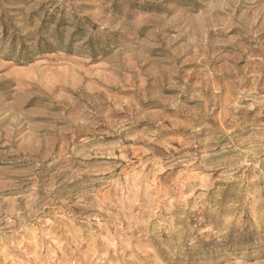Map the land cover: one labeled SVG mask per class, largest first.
I'll return each instance as SVG.
<instances>
[{
	"label": "rangeland",
	"instance_id": "374dc122",
	"mask_svg": "<svg viewBox=\"0 0 264 264\" xmlns=\"http://www.w3.org/2000/svg\"><path fill=\"white\" fill-rule=\"evenodd\" d=\"M0 264H264V0H0Z\"/></svg>",
	"mask_w": 264,
	"mask_h": 264
},
{
	"label": "bare ground",
	"instance_id": "6f19581e",
	"mask_svg": "<svg viewBox=\"0 0 264 264\" xmlns=\"http://www.w3.org/2000/svg\"><path fill=\"white\" fill-rule=\"evenodd\" d=\"M17 208V207H16ZM13 217V216H12Z\"/></svg>",
	"mask_w": 264,
	"mask_h": 264
}]
</instances>
